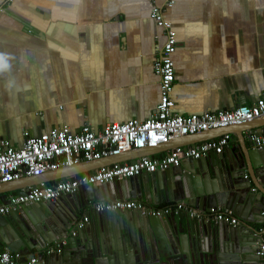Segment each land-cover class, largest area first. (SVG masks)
<instances>
[{
    "label": "crops",
    "instance_id": "0c3cea01",
    "mask_svg": "<svg viewBox=\"0 0 264 264\" xmlns=\"http://www.w3.org/2000/svg\"><path fill=\"white\" fill-rule=\"evenodd\" d=\"M154 7L177 34L174 112L232 110L264 98V0H176L172 7L168 0H0V56L7 64L0 67V139L21 148L25 131L32 136L62 127L78 132L85 124L100 131L109 123L150 117L160 100L155 63L167 39L151 17ZM222 133L207 137L218 139ZM251 134L244 132L248 145L255 144ZM239 147L240 138L231 133L218 155ZM82 166L85 173L99 169ZM7 194L0 195V205L13 197ZM91 204L77 219L89 217L83 242L100 230L110 233L114 225L109 213L95 212ZM75 222L66 243L74 236ZM136 237L139 252L155 251L148 236L137 232ZM6 248L0 240V252ZM23 255L45 264L59 262L36 250Z\"/></svg>",
    "mask_w": 264,
    "mask_h": 264
},
{
    "label": "water",
    "instance_id": "95a60500",
    "mask_svg": "<svg viewBox=\"0 0 264 264\" xmlns=\"http://www.w3.org/2000/svg\"><path fill=\"white\" fill-rule=\"evenodd\" d=\"M227 130L240 138L238 150L231 148V152L223 155L211 153L201 159L190 158L177 167L156 173L103 185H84L76 193L63 194L54 201L22 205L0 214V240L15 252L28 255L36 250L51 260L58 259L54 264H264L258 255L261 244L264 245V144L259 148L255 144L248 145L244 136L245 131H251L249 137L264 140V117L202 131L155 148L136 149L3 183L0 195L7 198L9 192L15 197L28 187L83 174L85 164L101 168L113 163L135 162L158 151L172 150L175 144H178L176 147L195 145L210 139L207 136L211 132L222 131L223 135ZM163 146L166 148H161ZM118 199L147 201L148 205L186 201L203 211L222 207L232 210L240 222L237 225L214 222L209 218L190 217L186 211L154 217L140 210H106L114 224L110 233L100 230L94 238L90 236L89 242H83L90 230L86 226L57 250L55 242L67 236L91 202ZM3 203H7L6 199ZM134 214L135 220L129 219ZM137 232L152 240L155 251L139 252L135 244ZM183 239H187L188 248L184 247ZM53 245L54 251L47 255L46 250ZM128 248L133 252H127Z\"/></svg>",
    "mask_w": 264,
    "mask_h": 264
},
{
    "label": "built area",
    "instance_id": "2783aa9c",
    "mask_svg": "<svg viewBox=\"0 0 264 264\" xmlns=\"http://www.w3.org/2000/svg\"><path fill=\"white\" fill-rule=\"evenodd\" d=\"M9 2L13 0H7ZM176 0H168L172 7ZM151 17L165 30L167 39L161 55L155 63V71L160 77V100L156 111L145 120L133 119L126 122L109 123L100 131L85 124L78 132L68 127L55 128L32 136L24 132V145L15 148L4 138L0 139V184L20 180L24 177L43 175L63 167L79 165L83 162L98 161L103 158L118 156L123 153L142 148H155L168 144L172 140L194 135L202 131L227 128L264 117V98L252 105H240L232 110L204 112L183 115L174 112L173 93L176 82V71L173 55L177 50V34L172 23L164 18L163 11L154 7ZM251 139L259 148L264 144L261 137ZM231 141V133L227 132L218 139H210L195 145L178 146L160 157L144 156L135 162H120L104 166L92 173L64 179L52 184L41 183L24 189V193L13 196L4 205H0V214L22 205H32L45 201H54L63 194L76 193L84 185H103L115 180L133 178L144 173H156L171 167L179 166L184 159H201L211 153L222 154ZM91 209L95 212L106 210H140L147 216H168L172 213L186 211L190 217L209 218L216 222L227 221L239 224V219L232 210L217 207L209 211L190 206L185 201H177L173 205L157 207L134 199L105 200L94 202ZM89 221L85 216L76 222L75 230L84 228ZM66 239L55 242L60 251ZM54 245L46 250L50 255ZM258 255L264 262V245ZM45 264L37 257L27 260L21 252L9 248L0 252V264Z\"/></svg>",
    "mask_w": 264,
    "mask_h": 264
},
{
    "label": "clouds",
    "instance_id": "9594fccd",
    "mask_svg": "<svg viewBox=\"0 0 264 264\" xmlns=\"http://www.w3.org/2000/svg\"><path fill=\"white\" fill-rule=\"evenodd\" d=\"M0 67H7V64L5 63V57L0 56Z\"/></svg>",
    "mask_w": 264,
    "mask_h": 264
}]
</instances>
